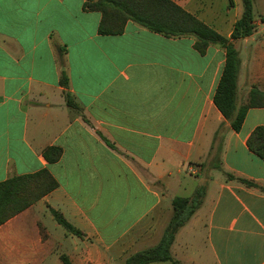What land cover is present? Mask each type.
Returning <instances> with one entry per match:
<instances>
[{
  "label": "crops",
  "instance_id": "obj_1",
  "mask_svg": "<svg viewBox=\"0 0 264 264\" xmlns=\"http://www.w3.org/2000/svg\"><path fill=\"white\" fill-rule=\"evenodd\" d=\"M91 1L0 0V182L43 169L57 182L0 225V264H63L61 255L71 264H125L159 242L173 198L201 186L173 258L264 264V159L247 146L264 126V105L249 107L235 131L213 102L222 47L199 53L192 35L165 36L132 20L101 33ZM171 1L226 38L243 11L241 0ZM253 14L254 33L232 40L237 108L253 87L264 92V0H253ZM49 146L61 149L57 161L44 157Z\"/></svg>",
  "mask_w": 264,
  "mask_h": 264
},
{
  "label": "trees",
  "instance_id": "obj_2",
  "mask_svg": "<svg viewBox=\"0 0 264 264\" xmlns=\"http://www.w3.org/2000/svg\"><path fill=\"white\" fill-rule=\"evenodd\" d=\"M243 11L234 23L230 38H226L207 26L201 20L185 11L171 0H94L87 7L101 14L99 32L117 34L122 32L127 20H132L147 29L165 36L192 35L196 38L195 48L204 53L209 45H218L225 51V62L216 85L213 102L231 127L238 131L245 118L247 109L255 105H264V92L253 87L248 100L236 107L237 77L240 59L232 40L247 37L254 33L256 25L253 14V0H241ZM59 51L63 49L59 48ZM66 71L61 72L60 83L67 85ZM68 104L75 106L70 100ZM220 128L217 130V135ZM249 150L264 159V126L256 127L247 139ZM44 157L49 162L57 161L61 149L49 146L44 149ZM218 169L219 165L216 166ZM229 178H234L228 174ZM248 185L252 182L240 179ZM57 186L56 180L46 170L26 175H13L0 182V225L18 212L26 209L46 193ZM204 186L199 187L193 197L175 196L172 200L173 214L165 227L159 242L140 250L126 258L125 264H156L168 262L180 264L171 254V245L177 231L185 225L202 202ZM54 219L67 231L74 234L81 232L72 226L62 214L51 210ZM63 264H71L67 256H60Z\"/></svg>",
  "mask_w": 264,
  "mask_h": 264
}]
</instances>
